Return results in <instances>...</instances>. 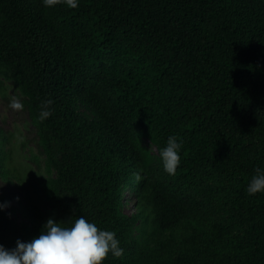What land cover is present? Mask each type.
I'll return each mask as SVG.
<instances>
[{
	"label": "trees",
	"instance_id": "1",
	"mask_svg": "<svg viewBox=\"0 0 264 264\" xmlns=\"http://www.w3.org/2000/svg\"><path fill=\"white\" fill-rule=\"evenodd\" d=\"M8 86L35 150L20 141L15 163L0 127V245L83 215L124 249L102 264H264V193L247 192L264 168V0H0Z\"/></svg>",
	"mask_w": 264,
	"mask_h": 264
},
{
	"label": "clouds",
	"instance_id": "2",
	"mask_svg": "<svg viewBox=\"0 0 264 264\" xmlns=\"http://www.w3.org/2000/svg\"><path fill=\"white\" fill-rule=\"evenodd\" d=\"M46 7H54L63 2L67 7L76 9L79 0H42ZM51 100H45L41 105L39 118L47 119L52 115ZM10 107L23 110V103L13 99ZM183 142L176 136H169L166 146L160 150L159 156L163 169L169 175H174L181 163ZM141 177L137 176V180ZM247 192L249 195L264 193V168L257 167L251 177ZM6 205L0 204V210ZM63 221L48 218L42 225L38 237L29 242L16 241L12 249L0 245V264H102L109 253L114 258L124 255L116 233L102 230L94 222L80 215L69 226Z\"/></svg>",
	"mask_w": 264,
	"mask_h": 264
},
{
	"label": "rangeland",
	"instance_id": "3",
	"mask_svg": "<svg viewBox=\"0 0 264 264\" xmlns=\"http://www.w3.org/2000/svg\"><path fill=\"white\" fill-rule=\"evenodd\" d=\"M13 99H17L14 96V90L11 86H8L3 97L0 92V127L6 131L15 132L16 137L11 138L10 142L7 144V147H13L14 155L16 158L20 153V162L19 159H15V163L30 162L28 159H25L22 155V149H20V141H27L28 145L35 150V143L32 133V127L28 125L27 114L24 110H14L10 107V103ZM25 143V142H24ZM25 144L24 151L28 150L29 146ZM23 151V152H24ZM0 188H5V185L0 181ZM10 203L14 206H17L14 199L10 200ZM8 207L7 205L5 206ZM126 211L132 213L135 210V207L132 204H128ZM18 217V216H17Z\"/></svg>",
	"mask_w": 264,
	"mask_h": 264
}]
</instances>
